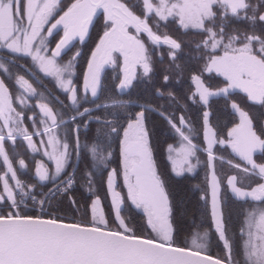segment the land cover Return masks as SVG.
<instances>
[{
	"label": "snow or ice",
	"instance_id": "1",
	"mask_svg": "<svg viewBox=\"0 0 264 264\" xmlns=\"http://www.w3.org/2000/svg\"><path fill=\"white\" fill-rule=\"evenodd\" d=\"M141 3L142 14L137 15L133 7ZM101 10L106 17L105 30L91 54L78 93L73 76L81 53L75 51L67 61L62 59V54L70 50L73 41L85 40L93 18ZM170 19L185 32L196 30L204 36L194 44L195 54L188 58V62L203 61L199 74L190 75L195 87L189 101L207 106L210 97H228L232 90L239 89L249 102L264 106V0H134L131 7L124 0H71L66 5L61 0H0V76L3 77L0 78V158L6 165L0 174V264H264V163L254 159L257 154L264 157V126L258 133L249 113L236 102L231 103V108L238 113L239 123L227 133V141L215 138L216 133L209 126L210 113L204 111L202 115L208 160L217 158L212 152L214 144H228L246 165L226 161L241 172L240 181L244 185L237 186V175L229 176L227 185L231 193L241 201L250 198L243 209L239 248L234 246L235 233L226 225L221 185L214 167L210 217L223 243L224 258L214 259L205 254L208 230L192 234L191 246L187 242L181 246L174 238L172 201L154 160L146 113H158L179 137L178 147L169 144L166 148L171 171L176 176L193 172L199 163L193 125L183 114L177 120L164 105L142 102L131 94L125 98L138 80L137 67L142 69L139 79L152 82L153 54L161 46H168L171 68L178 77L183 76L184 68L177 63L181 43L167 32H160L161 22L166 27ZM241 22L248 25V30L235 26ZM54 30L62 31L63 35L55 48L49 50L48 38ZM141 33L146 34L148 45L141 39ZM114 53L123 56V73L118 92L111 95L102 83L101 74L105 65H116ZM23 57L30 58L33 67L18 64V58ZM160 60L163 62V54ZM17 68H23L25 74L15 72ZM171 68L165 69V85L170 80L167 73ZM41 73L52 78L58 91L66 94L67 104L44 85ZM205 73L222 76L225 86L210 89L202 79ZM25 75L32 77L43 90L38 92ZM6 80L16 87L15 97ZM175 82L179 83V78ZM155 95L162 98L165 92L155 88ZM166 95L170 103H178L171 91ZM33 98L39 118L36 113L30 117L33 130L29 131L24 124V111L17 110L14 99L27 108ZM182 107L187 111L186 104ZM93 124L97 126L95 129L90 127ZM34 136L41 137L39 146ZM17 137L27 142L32 153H41L53 165L50 169L43 160L36 163V183L17 177L5 149V140L14 145ZM114 143L120 157L122 186L127 188L123 195L116 186L117 169L111 167L116 154ZM85 160L87 164L81 175L87 191H93L94 173H107L110 205L118 221L115 228L109 227L98 196L89 205L88 223L65 222L51 213L46 217L21 211L22 205L27 207V200L43 213L45 206L50 207L61 197H67L75 207L71 192L76 186L80 164ZM18 164L26 168L23 159ZM253 176L261 181L255 186H251ZM9 179L14 184H9ZM46 186L47 191H43ZM126 199L146 214V227L151 235L143 234L144 229L137 234L125 222L121 212ZM202 199L207 201V196Z\"/></svg>",
	"mask_w": 264,
	"mask_h": 264
},
{
	"label": "trees",
	"instance_id": "2",
	"mask_svg": "<svg viewBox=\"0 0 264 264\" xmlns=\"http://www.w3.org/2000/svg\"><path fill=\"white\" fill-rule=\"evenodd\" d=\"M67 1L68 0L64 1L62 5H65ZM125 1L129 3V6H132V3L134 2V0H125ZM141 8H142V4L136 7H133V10L141 13L142 12ZM103 27H105V22L103 21L102 17L99 15L96 17V20L93 23V26L90 31L89 40L83 45L85 49H90V47L92 46V44L94 43L96 39L95 38L96 35ZM164 28L166 31H170L172 33L178 32V29L172 27L171 24L169 23H167V26L166 27L164 26ZM179 33L182 34L184 33V31L181 30L179 31ZM181 51L183 52V54H186V44L183 40H182ZM164 55H167V54L164 52ZM24 59L26 63L28 61V58H24ZM153 62H154L153 66L155 70L153 77H154L155 85L158 86L164 83L163 75L165 74L166 68H171V60L169 58L166 63L162 62L161 64H159L156 61H153ZM177 63H180L182 67L184 68L183 76L178 77V73L176 72L174 68H171V70L167 74L170 76V80L168 83H172L170 86V89L175 95L178 103H170V102H167V103L169 104L170 108L172 107V105H175L179 109L185 111V109L182 107V105L186 104L185 97L179 90H176L175 81L177 80V78H179V80L183 81L184 84L188 83L187 80H189L190 72L199 74V69L202 66L203 61L195 60L192 62L190 66L188 64L187 54H186V57L185 55H182V57L178 56ZM83 64H84L83 60H81V58L79 57V60L76 62V65H75V73H74L75 75L73 77L74 82L75 81L78 82V80L80 79V73H81V70L83 69ZM206 75L207 73L204 74L202 79L205 78ZM117 77H118L117 65L107 69L103 75L102 83L105 85L107 92L111 95H114L117 93L114 87ZM212 78H213V81L210 83V85H215L218 81V76L216 74H213ZM46 80H48V78ZM48 83L54 86L55 92H57V94L59 95V98L67 104L68 101L66 100L65 95H62V93L58 91V88L53 82V80H50ZM138 86H142L143 88H145V90L143 88L139 89ZM160 89L166 91L164 87ZM77 90L79 93L80 92L79 89ZM138 90L148 95L149 94L148 91L150 90L148 83L144 81H139V80L135 81L133 89L129 90L128 93L125 95L127 96L128 94H131L133 98H137V97L144 98V97H140L137 95ZM151 94L154 95L153 92H151ZM34 100L35 98H33V100L29 102V107L27 108H25L23 105H19L18 101H15L17 107L19 109H23L24 111V116H25L24 124L27 125L28 128H30L31 130H33L32 121L30 117L28 116V114L31 111H36V107H34V104H35ZM38 118H39V114H37V119ZM198 118L199 117L197 114V116L195 117V122L198 120ZM146 124L149 129L154 159L156 161L158 168L160 169V173L162 174L166 182V187L173 200L172 201V207H173L172 215L176 219V222L174 224V228L176 230L175 240L178 243L185 244L187 239L190 240L192 234H194L197 231L203 232L204 231L203 226L206 224V225H209L210 227L208 231H209V236L211 238L209 239L211 241H215L212 243L210 247L207 248L206 251L217 254L216 253L217 251L215 250V247L213 246L215 245L216 247H218V244L216 243L217 237L214 234V231L208 220L205 205L204 203H202L198 192H196L193 195L190 193V190L194 186V182L193 183L191 182L194 180H191L192 179L191 175L187 172L181 176H176L169 167V163L165 156V143L166 141H168L167 139L169 138L168 133L165 132V130H167L169 127L167 125L166 120L163 117H161L158 113H155V112L151 114L146 113ZM40 126L41 125L37 124V127H40ZM95 127L97 126H94L93 129H95ZM88 135H89V139H91V133H89ZM80 138L81 140L84 139L83 132L80 133ZM113 149L116 154L114 155V162L112 163V165L118 170L119 154L117 152V149H118L117 144L115 143L113 144ZM86 164H87V160H85L83 163L80 164L79 172L77 173L76 186L74 190L71 192V195L76 200L75 207L69 202L67 197H61V198L56 199L55 201H53V205L56 206L60 211L64 213L65 211H67L68 213H65L67 215L68 214H71V215L79 214L82 216H88V203L90 199L98 196L101 200V205L104 210L105 216L109 221V226L116 227V224L118 223V221H115L113 210L110 205L111 198L107 191V186L105 183L106 173L104 174H101L99 172L94 173L93 191L89 192L86 190V185L83 183V177L81 175L85 169ZM32 170H33V161H31L28 164V168L23 170L21 173L25 174L27 177H31L30 173ZM117 173H118L117 175L118 181H121L119 172ZM198 178L199 177H194V179H198ZM122 193L124 194L123 191ZM124 209H127V211H124ZM230 210H231V204H230ZM21 211L27 212V213H35L32 209H28V208H21ZM226 214H227V211H226ZM121 215L125 219V222L128 224V226L136 230L137 233H141V229H144L143 234L151 235L150 229L146 227L145 215L139 209L133 206L129 202V200H126L124 205L122 206ZM226 222H227L228 228L230 229V232L235 233V239L233 242H234V246L238 249L241 243V238L239 235V229H240L239 227L243 226V224L241 223L242 220H238L236 222L235 225L237 226L235 225L233 226L229 218L226 220ZM233 223H235V220ZM206 230H207V227H206Z\"/></svg>",
	"mask_w": 264,
	"mask_h": 264
},
{
	"label": "flooded vegetation",
	"instance_id": "3",
	"mask_svg": "<svg viewBox=\"0 0 264 264\" xmlns=\"http://www.w3.org/2000/svg\"><path fill=\"white\" fill-rule=\"evenodd\" d=\"M151 21H152V18H151ZM152 23H153V21H152ZM241 25H242V22L235 25V26L239 27L241 29ZM129 30L134 31V29H132V28H129ZM154 30H156V29L154 28ZM164 30H165V28L161 26V28H160L161 33L167 32V33L171 34L173 37H175L181 43V45H182V40L185 42L187 61H188V58L191 55L195 54V53L193 54L194 51H193L192 44H191V42H192L191 41V35L189 34L188 35L189 38L186 39L185 35H183V33L182 34H180L179 32L172 33L170 31L168 32V31H164ZM241 30H243V29H241ZM101 31H102V29L98 32L96 37L99 35V33ZM89 36H90V34L88 35L85 43L89 40ZM140 37L145 41L146 45L149 44V41L147 40V37L144 33H141ZM48 40H49V38H48ZM151 50H152V47L150 46V51ZM164 52L167 55H164ZM160 54H163V62L166 63L169 59L168 46H161L158 50H156L154 52L153 61H156L159 64L162 63L160 60ZM186 54H183V52L181 50L178 52L179 57H182V55H185V57H186ZM62 59L65 60V58H63V55H62ZM192 62L193 61H190V62H188V64L191 66ZM136 73H137L138 80L144 81V80L139 79L141 77V73H142V69L140 67L137 68ZM191 74H193V72H190V75ZM190 75H189V80H190ZM212 75L207 74L206 77L203 78L206 86L208 85L210 87V89H212V90H215L218 87L225 86L226 82H225L224 78L222 76H219L218 74H216L218 76L217 83L215 85H210V83L213 81ZM189 80H187L188 83H186V84H184L183 81H180L179 83L175 84L176 90H179L183 94V96L185 97V103L187 105V111H183L175 105H172L171 108L169 107V104L167 103L169 101L167 99L166 93L168 91L172 92V90L170 89V86L172 83H168L167 85L162 83V84L157 86V85H155L154 77H153L152 82L148 83L149 88H150V90L148 91L149 94L146 95L142 91L138 90L137 95L140 97H144V98H140L141 101L147 100V101L152 102L155 105H164V107L168 110L169 113L174 114V117L177 120L181 114H183L185 116L186 120H188L190 118V121H191L193 128H194L193 138L199 139L201 141H205L206 143H207V140H206V138L204 136V132H203V131H206V127L203 128L204 124H203L202 109L205 110L207 107H208L207 109L209 110V113H210V115H209V126L215 129V133H216L215 138L217 140L223 139V140L227 141L229 139L227 136V133L231 130V129L229 130V128L234 123H236L238 120V113H236L231 108L232 102H236L237 104H239V106L241 108H243L244 110H246L249 113L250 118L253 121V126H255V125L263 126V124H264V110L262 107H264V106H259V105L252 103V102H249L247 97H246V94L243 93L241 90H239V89L232 90L228 97H223V96L210 97L209 103L207 106H204L202 103H199V102L193 104L191 101H189L188 96H189L190 92L194 90L195 86H193L192 82ZM153 85H155V87H153ZM162 87H164L166 89V91L163 90L165 92V96L162 98H158L155 95V88H162ZM138 88L140 89L143 87L138 86ZM143 89L145 90V88H143ZM151 92H153L154 95H152ZM197 114H198L199 118L195 122V117L197 116ZM165 132L169 133V134H173L176 137V144H173L174 146L179 145V137L174 133V131L171 128L168 127V129L165 130ZM4 143H5L6 149L9 150L10 144L7 143L6 141ZM218 145L224 146L227 144L221 145V144L216 143L213 146H218ZM228 152L230 153L231 156L235 157V159L240 160V158L238 156L234 155L230 151H228ZM256 158L258 160H260L262 163H264V157L257 155ZM19 159H21V158L17 157L15 159V161L18 162ZM233 163H235V161H233ZM219 166H220L219 181L221 184L222 191L228 190L231 193L230 187L227 185V178L229 176H232V175H237V186H244L241 184V181H240L241 172L239 170L234 169L233 171H230V172L225 174L224 173L225 170L222 167H232V166L230 164H228L226 161H220ZM251 180H252L251 186H255L256 183L261 182L259 180V178L255 177V176L251 177ZM193 182H194L193 187H195L197 184L195 181H192L191 183H193ZM200 182L203 183L202 179ZM247 183L248 182L245 181V184H247ZM197 191H198V187L196 186V190L193 191L191 189L190 193L195 194ZM222 191H221V197H222ZM231 195L233 198H226L224 201L222 200V202L224 203V207H225V214L227 211L226 220L229 218V220L233 224V226L236 224V222L238 220H242L241 223L243 224V209L245 207L247 199H250V198H247L245 201H241L238 198H236L233 193H231ZM230 204H231V210H230ZM234 220H235V223H233ZM226 225H227V222H226ZM235 226H237V225H235Z\"/></svg>",
	"mask_w": 264,
	"mask_h": 264
},
{
	"label": "rangeland",
	"instance_id": "4",
	"mask_svg": "<svg viewBox=\"0 0 264 264\" xmlns=\"http://www.w3.org/2000/svg\"><path fill=\"white\" fill-rule=\"evenodd\" d=\"M142 4V3H141ZM167 23H169V24H171V26L172 27H174V28H176V29H178V32L179 31H184L183 29H181L179 26H178V24L177 23H175V22H172L171 21V19L167 22ZM161 26L162 27H164V22H161ZM241 29H243V30H248V25L246 24V23H243L242 22V25H241ZM191 35V44H192V48H193V54L195 53V50H194V44L196 43V42H198V41H200V40H202V39H204V36L202 35V34H198V32L196 31V30H189V31H187V32H185L184 31V33H183V35H185V38L187 39V38H189L188 37V35ZM18 64H20V63H18ZM20 65H22V64H20ZM212 74H216V73H212ZM94 126H96L95 124H93V125H91L90 127L91 128H93ZM167 148V147H166ZM41 160H43L41 157H38L37 159H36V161H35V166H36V163L37 162H39V161H41ZM44 162V161H43ZM119 172L121 173V170H119ZM119 173V175H121ZM123 185V178H121V181H117L116 182V186H117V190L118 191H120L121 193H122V191L124 192V194H126V192H127V188L126 187H124V186H122ZM192 190L193 191H195L196 190V186L195 187H193L192 188ZM122 195H123V193H122ZM193 195V194H192ZM94 200V199H93ZM127 200V199H126ZM125 200V201H126ZM124 205V204H123ZM122 205V206H123ZM103 209V208H102ZM104 211V210H103ZM206 227H207V230H209V225H204L203 226V230H206ZM200 232V231H199ZM203 232H201V234H202ZM209 238H211L210 236H209ZM214 240V239H213ZM186 242H187V244L188 245H190V240L189 239H187L186 240ZM213 242H215V241H211L210 239H208V242H207V247H206V250H207V248L208 247H210L211 245H212V243ZM217 244H218V247H216L215 245H213L214 247H215V250L217 251L216 253H218V254H220V255H222V256H224L225 255V249H224V247H223V243L217 238V242H216Z\"/></svg>",
	"mask_w": 264,
	"mask_h": 264
},
{
	"label": "water",
	"instance_id": "5",
	"mask_svg": "<svg viewBox=\"0 0 264 264\" xmlns=\"http://www.w3.org/2000/svg\"><path fill=\"white\" fill-rule=\"evenodd\" d=\"M135 12V11H134ZM99 13H102V15L104 16V19H106V17H105V15L103 14V11L101 10V11H98L97 12V14H99ZM136 13V12H135ZM62 14V13H61ZM137 15H139L138 13H136ZM96 17V16H95ZM95 17L93 18V22H94V19H95ZM56 18H58V17H56ZM92 22V23H93ZM92 25V24H91ZM90 25V26H91ZM90 26H89V30H90ZM103 32H104V30L101 32V34H100V36L98 37V39L96 40V43H95V46L93 47V49H92V51H91V53H90V55H89V57H88V60H87V63H86V65H85V68H84V71H83V77H84V74L86 73V71H87V64H88V62L90 61V59H91V54H92V52L93 51H95V47H96V45L99 43V39L102 37V35H103ZM129 32H131V33H133V34H135V32L134 31H130L129 30ZM89 33V32H88ZM63 35V34H62ZM62 35L59 37V39L62 37ZM146 35V34H145ZM172 37V36H171ZM87 38V37H86ZM85 38V39H86ZM173 38V37H172ZM59 39L57 40V42L59 41ZM56 42V43H57ZM55 43V44H56ZM55 48V45H54V47H53V49ZM120 54V53H119ZM120 56H121V62H120V71H121V76H120V78H122V73H123V56H122V54H120ZM108 66H110V65H105V67H104V69L106 68V67H108ZM138 68V67H137ZM137 68H136V71H137ZM104 69H103V71H104ZM103 71H102V73H103ZM101 76H102V74H101ZM83 77H82V85H83ZM118 82H119V80H118ZM118 82H117V84H116V89L118 90V88H117V85H118ZM65 222H73V221H65ZM180 244V243H179ZM181 246H185V245H183V244H180ZM205 254H207V255H210V256H212L214 259L215 258H219V259H223V257H220V256H217V255H215V254H213V253H209V252H206L205 251Z\"/></svg>",
	"mask_w": 264,
	"mask_h": 264
}]
</instances>
